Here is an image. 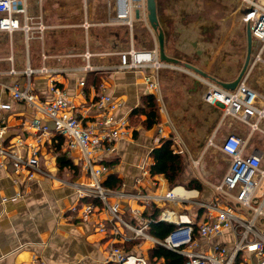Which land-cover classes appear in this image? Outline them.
<instances>
[{"label":"crops","instance_id":"crops-1","mask_svg":"<svg viewBox=\"0 0 264 264\" xmlns=\"http://www.w3.org/2000/svg\"><path fill=\"white\" fill-rule=\"evenodd\" d=\"M258 1L264 4V0ZM21 2L22 0L15 1L20 5ZM239 2L241 0H155L158 28L164 35V53L178 61L166 62L169 66L159 70V100L145 84L143 72L113 69L118 63V57L110 55L109 51L116 50V46L123 44V39L117 33H113L114 41L105 36L102 40L103 47L99 51L87 45L88 29L97 26L103 29H124L129 47L136 50L158 49L157 32L150 26L147 14L142 19V12L141 15L134 12L136 18L133 27L143 25L152 35L147 40L143 37L144 41L143 30H137L135 34L134 28L130 32L123 26L96 25L97 22L106 20L105 0H92L86 5L82 0H25L27 14L35 18L41 17L51 28L45 31L42 40L32 38L27 44L19 30L11 33L0 31V105L10 106L9 109L0 107V127L5 126L0 145L6 147L19 140L28 149L36 146L41 172L30 177L26 170L15 169L7 157L0 155V264H23L34 259H41L47 264H114L106 261L111 245L141 254L150 264H164L162 257H154L150 261L149 249L156 246L151 239L132 238L131 230L126 227H120L119 233L114 234L110 215L102 206L86 221L82 220L80 214L72 211V207H79L83 200L68 183L88 181L82 170L81 157L72 155L73 150H68L62 136L48 135L38 143L26 124L36 111L24 102L14 100L9 87L17 83L20 90L24 89L28 81L23 73L26 66L38 68L45 64L60 70L52 75L53 78L82 112L87 110L86 119H91L95 114L93 109L88 108L96 99L100 84L103 83L106 92L122 103L116 112L117 116L128 119V123L132 109L140 106L143 96L152 94L159 108L158 123L150 129H144L140 121L144 116H140L136 126L129 123L128 134L117 140L115 152L103 155L110 166L103 182L109 174H115L121 180L120 188L124 191H136L140 188L150 195L164 194L170 187L163 174H150L151 177L144 179L140 187L135 185L140 167L147 158L151 166L149 153L159 145L158 138L172 140L174 150L177 148L174 140L178 137L185 149L184 154H179L190 160L193 158L194 161V158H199L202 154L204 147L201 144L212 131L216 120L212 107L220 106L204 101L203 95L208 83L222 86L220 82H233L240 74L246 57L242 48H247L249 6H246L245 14L241 9L243 2ZM94 15H100L101 19L92 22L91 17ZM243 15H246L245 25L241 22ZM84 21L93 24L85 29ZM80 29L87 32L83 43ZM103 36L104 34L101 38ZM109 42L112 46L106 47ZM86 50L93 54L89 64L97 66V70L83 69L86 61L82 54ZM68 52L75 55L68 56ZM42 53L48 56L45 60H42ZM185 64L197 68L204 75ZM12 69L14 73L11 72ZM91 74L98 76V80L88 79ZM81 81L84 82L83 85L79 84ZM30 83L38 98L52 97L48 92L49 81L46 76L32 74ZM257 92L264 96V91ZM205 107L208 113L204 111ZM36 115L41 122L43 120L51 125L43 114L38 112ZM182 115L188 122L179 134L175 124L179 123ZM197 118L199 121L202 118V121H197ZM159 129L162 130V137ZM16 151L23 153L24 150L19 148ZM61 155L70 162L68 166L59 167L58 159ZM192 167L183 166V183L196 179L201 188H211V184L220 180V177L209 179L198 178L196 175L187 178V174L195 171ZM175 188H182L184 192L179 190L178 193L187 198L210 201V192L204 196L205 191H201L203 189H187L183 185ZM205 197L209 200H205ZM162 204L164 203L144 206L123 198L122 217L127 223L138 227L142 225L143 218L147 217L144 213L150 214L152 207L160 212ZM99 224L104 225L105 231L98 230ZM144 231L156 238L149 234V226ZM221 239L223 243H230L232 236L226 232ZM146 243L147 246L143 248Z\"/></svg>","mask_w":264,"mask_h":264},{"label":"built area","instance_id":"built-area-1","mask_svg":"<svg viewBox=\"0 0 264 264\" xmlns=\"http://www.w3.org/2000/svg\"><path fill=\"white\" fill-rule=\"evenodd\" d=\"M16 0H0V31H21L26 44L29 39L39 38L51 26L43 22L41 17L27 14L24 2L21 5ZM84 5L92 0H82ZM249 6L248 23L254 42L257 44V54L250 58L246 71L233 89H226L214 83H208L204 92V101L217 104L222 108L219 125L225 119H235L247 128L243 136L228 134L219 144V150L227 157L228 166L217 183L211 184L213 199L209 202L187 198L176 193L173 187L164 194H148L140 188L136 191H124L122 188L111 190L103 186V178L110 171L103 155L113 154L119 138L128 134V119L118 117L116 112L122 103L114 99L100 84V92L88 108L95 114L91 119L82 112L67 96L65 90L56 82L52 75L59 69H53L45 64L38 68L26 66L23 73L27 76V84L20 90L18 84L9 87L14 100L24 102L36 113L28 120L35 140L39 143L48 135H58L65 138L69 151L77 149L81 153L82 170L87 182H72L79 198L83 200L79 207L72 211L80 214L82 220H88L102 206L110 215L114 234L120 227H126L132 232V238L151 239L155 245L162 246L185 258V264H264V96L249 87L246 83L251 69L261 61L264 52V4L256 0H244ZM106 20L99 21V26H123L132 32L135 20L134 12H142L146 18L145 0H105ZM20 5V6H19ZM93 24V23H92ZM92 24L83 22L87 29ZM68 56L75 55L68 52ZM117 55L118 63L113 69L120 71H141L145 84L157 99H161L159 70L169 66L159 58L157 48L136 50L130 46L126 50L110 52ZM93 54L87 50L82 54L86 63L84 70H97V66L89 64ZM42 60L48 56L42 53ZM112 68V67H111ZM14 70L12 69L11 72ZM14 73V72H13ZM32 74L46 76L49 81L50 99H40L31 89ZM83 85L84 82L79 83ZM9 109L8 104L0 105ZM44 115L48 125L36 115ZM218 125V126H219ZM5 126L0 127V138L3 137ZM162 130L159 129V135ZM160 135V136H161ZM162 137V136H161ZM260 139L262 143L254 140ZM159 142V138L157 139ZM177 148L173 151L184 154L180 139L174 140ZM209 144H213L212 140ZM22 148L20 153L16 151ZM38 149L36 146L28 149L24 143L17 141L4 147L0 145V155L7 157L15 169H24L32 177L39 168ZM194 162V161H193ZM198 160L194 162L197 164ZM149 160H144L140 167V175L135 185L150 175ZM114 200L110 202L108 197ZM129 198L144 206L151 203H164L156 219L146 217L142 225L136 227L127 223L122 217L121 199ZM162 221L173 225V228L163 238H153L144 229L153 221ZM98 230L105 231L103 224ZM229 232L230 243H212L213 237ZM106 261L114 264H150L141 254L124 250L120 246L111 245ZM23 264H47L41 259H34Z\"/></svg>","mask_w":264,"mask_h":264},{"label":"rangeland","instance_id":"rangeland-1","mask_svg":"<svg viewBox=\"0 0 264 264\" xmlns=\"http://www.w3.org/2000/svg\"><path fill=\"white\" fill-rule=\"evenodd\" d=\"M256 1H258V0H256ZM241 2H243V6H242V8L241 7L240 8L243 10V13L246 14V11H247L246 6H248V5L243 0H241ZM241 2H239V3H241ZM146 14H147V12H146ZM239 17H240V15H239ZM241 17H242V15H241ZM245 17H246V15H243V18L241 19V22L244 23V25L246 22ZM99 19H101L100 15H94V17L93 16L91 17L92 22H95L96 20H99ZM142 19H143V17H142ZM133 28H134L133 31L135 34H136L137 30H143L144 31V33H143L144 36H142L143 40L145 37H146V40H147V38H149V39L152 38V35L149 32V29H147L145 26L138 25V26H135ZM149 28H150V26H149ZM80 30H81L80 33H81V37H82V43H83V38L85 37V35L88 32L87 45L90 46L93 50L99 51L100 48L103 47L104 41H102V40L105 36H107V38L110 41L111 40L114 41V37H113L114 34L113 33H117L118 37L123 39V44L122 43L119 44L118 46L115 47L116 50H112L109 52H118V51L126 50L129 47V43L127 40V32L124 29H114V28H104L103 29L101 27L94 26V27H91L90 29H88L87 32L84 29H80ZM51 31L52 30H50L49 33H51ZM155 31L153 30L152 32L155 33ZM103 34H104V36L101 38V36ZM111 46L112 45L109 42V46H106V47H111ZM245 48H246V46L242 48V51L246 52ZM107 49H109V48H107ZM242 54L241 55L244 56V53H242ZM256 54H257V44L254 43L252 45L250 58L251 59L254 58ZM241 58H243V57H241ZM261 59H262L261 61L257 62V64L255 65V67L253 68L251 73L249 74L248 79L246 81V83L249 87H251L252 89L257 90V91H264V52L261 55ZM261 94H263V93H261ZM162 97H163V92H162ZM163 102H165L164 98H163ZM212 109L216 115L215 124L212 128V131L208 134V136L205 138V140L201 144L202 147H204L202 154L200 152V154H201L200 157L194 158L195 159L194 162L198 160L197 164L194 165L193 158L190 160V158L183 157V166L184 165H188L191 167L194 166L192 168H195L194 170L198 171V172L194 171V173H190V175L187 174V178H189L190 176L196 175L198 178H208L209 177V179H214L215 177H220V179H221V177L225 173L226 168L228 166V159L219 150V148H218L219 144L222 142L224 137H226L228 134L234 133V134H238L240 136H243L247 133V128L232 118L231 119H225L224 122L219 125V122L221 119V114H222V108H221V106H218V107H212ZM167 110H168V108H167ZM204 111H206L208 113V110L206 109V107L204 108ZM193 119L196 120V117H194ZM197 121H199V118H197ZM200 121H202V118ZM187 122L188 121L186 119H184L183 115H182V118H180L179 123L175 124L176 126L174 125L176 127V130L179 132V134L181 132V128L184 129L186 127ZM210 140H212V142H213L212 145L209 144ZM254 141L257 143H262V141L260 139H257ZM186 146H187V149L190 153L191 150L188 147V144ZM201 150H202V148H201ZM72 155L82 157L80 151H78L77 149L72 151ZM201 189H203L201 191H203V192L205 191L204 196L207 195L206 193L210 192V201H211L213 199L212 188H201ZM201 199H203V198H201ZM108 200L110 202H112L114 200V198L112 196H109ZM205 200H209L208 197H205ZM221 238H222V236L213 237L211 242L212 243H221V241H222ZM230 244H231V241H230ZM146 246H147V243L143 245V248H145Z\"/></svg>","mask_w":264,"mask_h":264},{"label":"trees","instance_id":"trees-1","mask_svg":"<svg viewBox=\"0 0 264 264\" xmlns=\"http://www.w3.org/2000/svg\"><path fill=\"white\" fill-rule=\"evenodd\" d=\"M88 79L98 80V76L91 74L88 75ZM140 116H144V119L140 120L144 129H150L158 123L160 119L159 108L152 94L143 96L140 106L132 109L129 115V123L132 126L138 125ZM149 156L152 159L150 174H163L170 188L183 185L187 189H201V184L196 179H191L186 183L181 181L183 174V156L173 151L172 140H160L159 145L150 151ZM58 164L62 168L68 166L70 162L64 155H61L59 156ZM121 184V180L115 174H109L103 182V186L111 190L119 189ZM158 212L156 208L152 207L150 214L144 213V215L156 219ZM148 226L149 234L156 238H163L173 228V225L162 221H153ZM148 255L150 261L154 257H162L164 264H185V258L183 256L159 245L149 249Z\"/></svg>","mask_w":264,"mask_h":264},{"label":"water","instance_id":"water-1","mask_svg":"<svg viewBox=\"0 0 264 264\" xmlns=\"http://www.w3.org/2000/svg\"><path fill=\"white\" fill-rule=\"evenodd\" d=\"M145 5H146V10H147V20L150 24V26L157 31V41H158V53H159V58L164 61V62H173L177 63L178 61L174 58L168 57L164 53V35L163 31H161L158 28V18H157V13H156V3L155 0H145ZM246 41H247V48H246V57L245 61L243 64V67L240 71V74L233 80L231 83H225V82H220V84L228 89H233L236 84L239 82L241 79L242 75L246 71V68L250 62V57H251V50H252V45L254 44V39L251 34L250 30V25L247 23L246 26ZM186 67L194 70L195 72L204 75L200 70L197 68H194L190 64H185Z\"/></svg>","mask_w":264,"mask_h":264},{"label":"bare ground","instance_id":"bare-ground-1","mask_svg":"<svg viewBox=\"0 0 264 264\" xmlns=\"http://www.w3.org/2000/svg\"><path fill=\"white\" fill-rule=\"evenodd\" d=\"M179 190L181 191V193L184 192V190H183L182 188L176 189L175 192H176V193H177V192H180ZM177 194H178V193H177ZM184 194H187V193L185 192Z\"/></svg>","mask_w":264,"mask_h":264},{"label":"flooded vegetation","instance_id":"flooded-vegetation-1","mask_svg":"<svg viewBox=\"0 0 264 264\" xmlns=\"http://www.w3.org/2000/svg\"><path fill=\"white\" fill-rule=\"evenodd\" d=\"M255 43V42H254Z\"/></svg>","mask_w":264,"mask_h":264}]
</instances>
